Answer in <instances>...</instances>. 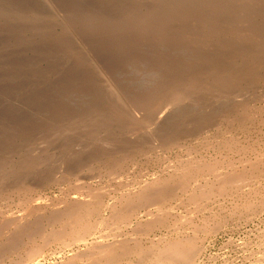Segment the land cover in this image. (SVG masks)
<instances>
[{
    "label": "rangeland",
    "instance_id": "374dc122",
    "mask_svg": "<svg viewBox=\"0 0 264 264\" xmlns=\"http://www.w3.org/2000/svg\"><path fill=\"white\" fill-rule=\"evenodd\" d=\"M79 178L109 189L80 238L63 225ZM154 187L161 204L118 220ZM0 205V229L39 227L0 264H90L124 239L147 253L119 264H264V0H0Z\"/></svg>",
    "mask_w": 264,
    "mask_h": 264
},
{
    "label": "bare ground",
    "instance_id": "6f19581e",
    "mask_svg": "<svg viewBox=\"0 0 264 264\" xmlns=\"http://www.w3.org/2000/svg\"><path fill=\"white\" fill-rule=\"evenodd\" d=\"M263 38V37H262ZM243 42V41H242ZM235 62V61H234ZM223 74V73H222ZM231 74V73H230ZM218 75V74H217ZM219 76V75H218ZM221 76V75H220ZM223 76H224V74H223ZM222 78V77H221ZM198 87V86H197ZM193 88V87H192ZM195 88V87H194ZM190 89V88H189ZM186 90V89H185ZM188 90V89H187ZM108 106H110V105H108ZM127 106V105H126ZM136 107V106H135ZM134 107V108H135ZM161 107V106H160ZM116 109V108H115ZM111 110V109H110ZM113 110V109H112ZM93 115V114H92ZM127 117V116H126ZM124 118V117H123ZM102 122V121H101ZM117 122V121H116ZM243 130V129H242ZM132 131V130H131ZM230 136V135H229ZM129 146V145H128ZM139 147V146H138ZM135 149V148H134ZM248 149V148H247ZM137 151V150H136ZM144 153V152H143ZM141 153H139V155H140ZM131 155H132V153H131ZM190 155H192V154H190ZM135 156V155H134ZM141 157V156H140ZM164 157V156H163ZM191 157V156H190ZM136 158V157H135ZM180 161V160H179ZM182 161V160H181ZM201 161V160H200ZM190 162H191V160H190ZM173 163V162H172ZM197 162H193V163H189V165H187V166H184L185 168L183 169V175H182V177H183V179L184 178H187L188 179V177L190 176V177H192V175H190V174H192L193 173V170H195L194 172H196V174L198 173V170H201V165H199V163H201V162H199V163H197ZM188 164V163H187ZM252 164V163H251ZM113 165V164H112ZM191 165H193V166H191ZM216 165V164H215ZM137 166V165H136ZM183 166V165H182ZM200 166V167H199ZM203 166H205L206 167V165H203ZM211 165L209 164V167H210ZM109 167H111L110 165H109ZM165 167V166H164ZM114 168V167H113ZM113 168H111V169H113ZM206 168H208V166L206 167ZM109 169V168H108ZM111 169H109V170H111ZM215 169V167H211L210 168V171H212V173H215L216 171L214 170ZM219 169V168H218ZM117 170V169H116ZM236 170V169H235ZM113 170H111V172H112ZM115 171V170H114ZM179 171V170H178ZM203 171H204V169H203ZM181 172H182V170H181ZM180 172V173H181ZM113 173V172H112ZM206 173V172H205ZM219 173V172H218ZM234 173V172H233ZM111 174V173H110ZM114 174V173H113ZM196 174H194V175H196ZM118 175H119V171H118ZM217 177H218V179H219V181H221V185H225V184H227V182H229L227 179V177H225V175L226 174H224V175H222V174H215ZM107 176V175H106ZM115 176H117V174L115 175ZM172 176V175H171ZM181 176V175H180ZM188 176V177H187ZM229 176V175H228ZM122 177V176H121ZM110 178V177H109ZM171 178V177H170ZM175 178V177H174ZM194 178V177H193ZM230 178H232V177H230L229 176V179ZM127 179H128V177H127ZM157 179V178H156ZM187 179H185V181L186 182H188L187 181ZM205 179V178H204ZM172 180V179H171ZM113 181V180H112ZM160 181V180H159ZM193 180H191V182H192ZM135 182H137V181H135ZM185 182V183H186ZM195 182H196V180H195ZM76 184H75V189H73V190H76V192H80L81 194H83L84 196H86V199L83 201V202H79V203H75L73 206L72 205H70V206H67V208L65 209V216H66V223H65V219H64V222L63 221H61V222H63V225H64V229L66 228V226H70L71 228V230H73V228H78V226H79V235H78V237L80 238V237H82V236H80L81 235V233H89V231L91 230V228L89 227V225H86V222L88 221L87 220V217L86 216H88V215H91L92 213H94L93 211H95V208H94V206L97 204V205H100V203L102 202V197H103V194L105 193V192H108V190H107V187H105V186H102V187H91V186H85L84 184H83V181H81L80 180V178L77 180V182H75ZM139 183H140V181H139ZM154 183H157V181L156 182H154ZM169 183V182H168ZM180 183H182V182H180ZM189 183V182H188ZM132 184V183H131ZM148 184H150V183H148ZM22 185V184H21ZM25 185V184H24ZM70 185V184H69ZM139 185H141V184H139ZM171 185V184H170ZM183 185V184H182ZM181 185V186H182ZM133 186V185H132ZM183 186H185V185H183ZM192 186V185H191ZM26 187V186H25ZM24 187V188H25ZM28 187V186H27ZM145 187V186H144ZM153 187V186H152ZM217 187V186H216ZM231 187V186H230ZM20 188V187H19ZM22 188V187H21ZM110 188H112V186L110 187ZM147 188V187H146ZM205 188V187H204ZM213 188V187H212ZM23 189V188H22ZM27 188H25V190H26ZM115 189V188H114ZM134 189V188H133ZM140 189V188H139ZM138 189V190H139ZM145 189V188H144ZM166 189V188H165ZM183 189H185V188H183L182 187V190ZM193 189V188H192ZM196 189V188H195ZM202 189V188H201ZM222 189V188H221ZM224 189V188H223ZM20 190V189H19ZM24 190V191H25ZM119 190V189H118ZM142 190V189H141ZM168 190H170V188L168 189ZM181 190V191H182ZM203 190V189H202ZM208 190H210V189H208ZM207 190V191H208ZM37 191V190H36ZM120 191V190H119ZM128 191V190H127ZM201 191V190H200ZM212 191V190H211ZM21 192H22V190H21ZM30 192V191H29ZM35 192V191H34ZM138 192V191H137ZM28 193V192H27ZM27 193L26 194H24V195H27ZM128 193V192H127ZM126 193V194H127ZM174 193H176V192H174ZM182 193V192H181ZM201 193H202V196H204L203 195V193H205L204 192V190L203 191H201ZM207 193V192H206ZM122 194V193H121ZM138 194V193H137ZM136 194V195H137ZM166 194H167V192H166V190H162V189H160V188H156V187H154V189L152 188V191H150V190H145V191H142L140 194H139V196L137 197V196H135L134 197V200H132L131 199V197L129 198V200H127L126 202V206L127 207H125V206H122V208H120V209H122L121 211V214L119 215L118 214V216H120L119 218H118V220L119 221H121V219L122 220H125V221H130V218H131V216H133L134 215V212H136V210L140 207V206H147L148 204V206H152V205H155V204H161L160 203V200H163L162 199V197H166ZM198 194V193H197ZM197 194H193L192 195V197L190 198V200L193 202V204H196L195 206H197L196 208H199L200 207V205H199V198H198V196H197ZM20 195V194H19ZM106 195V194H105ZM111 195V194H110ZM169 195V194H168ZM167 195V196H168ZM180 195V194H179ZM21 196H23V195H21ZM129 196V195H128ZM20 197V196H19ZM31 197V196H30ZM137 197V198H136ZM18 198V197H17ZM67 198V197H66ZM82 198V197H81ZM126 198H128V197H126ZM136 198V199H135ZM9 199V198H8ZM25 199V198H24ZM47 199H49V198H47ZM119 199V198H118ZM39 200V199H38ZM37 199H35L34 197L33 198H30V199H27V201H26V203H27V209H26V211L25 212H27V215H29V214H34V213H39V207H37L38 205H37V201H38ZM83 200V199H82ZM203 200V199H202ZM64 202V201H63ZM165 202V201H164ZM201 203V202H200ZM81 204H86V205H83V206H85V211H83L82 212V209H84L83 207L82 208H79V207H81ZM112 204V203H111ZM143 204V205H142ZM163 204V203H162ZM7 205H9V204H7ZM23 205V204H22ZM69 205V204H68ZM123 205V204H122ZM0 206H2V205H0ZM21 206V205H20ZM24 206V205H23ZM57 206V205H56ZM100 206H102V205H100ZM160 207H161V205H159ZM123 207H125L124 209H123ZM159 207V208H160ZM3 208H5V207H3ZM3 208H0V209H3ZM36 208H38L37 210V212H35L36 211ZM79 208V209H78ZM93 208H94V210H93ZM150 208V207H149ZM7 209V208H6ZM114 209V208H113ZM119 209V210H120ZM162 209V208H161ZM168 209V208H167ZM98 210V209H97ZM116 210V209H115ZM114 210V211H115ZM21 211H23V209L21 210ZM99 211V210H98ZM112 211V210H111ZM42 213H43V211H41ZM167 212V211H166ZM59 213V212H58ZM97 213V212H96ZM10 214V213H9ZM35 214V215H36ZM86 214V215H85ZM5 215V214H4ZM16 215V214H15ZM18 215H20V214H18ZM50 215H52L53 217L51 218V219H55V216H54V214H50ZM99 215V214H98ZM153 215V214H152ZM158 215V214H157ZM59 218H60V216L59 215H57ZM63 216V215H62ZM113 216V215H112ZM111 216V217H112ZM117 216V215H116ZM117 216V217H118ZM151 216V215H150ZM30 217V216H29ZM45 217V216H44ZM57 217V219L59 220V218ZM88 217H90V216H88ZM92 217V216H91ZM114 217V216H113ZM14 218H16V217H14ZM47 218H49V216L47 217ZM63 218V217H62ZM159 218V217H158ZM20 219H22V218H20ZM27 219H29V218H27ZM50 219V220H51ZM96 219V218H95ZM132 219V218H131ZM157 219V218H156ZM156 219H155V221H156ZM160 219H161V217H160ZM6 220H8V219H6ZM15 220V219H14ZM49 220V221H50ZM57 220V221H58ZM117 220V219H116ZM159 220V219H158ZM157 220V221H158ZM165 220V219H164ZM163 220V221H164ZM166 220H167V218H166ZM48 221V220H47ZM56 221V220H55ZM86 221V222H85ZM150 221V220H149ZM100 222V221H99ZM98 222V223H99ZM5 223V222H4ZM7 224H4V225H2L1 226V229L0 230H2V228L4 227V228H7L8 226L9 227H16L17 229L14 231V232H12V234L11 235H7V234H9V232L10 231H8V233H6L5 231H1L0 232V253H5L6 254V252H8V251H15L16 250V243L18 242V241H21V235H24L25 233L29 236V238H32V235H33V233H36L37 232V230L39 229V227H38V229L36 230V232H34L33 230H35L36 229V227H35V229H31L32 227H29L28 225H26L25 223H21V222H19L18 221V219L16 218V221H9V222H6ZM35 223V222H34ZM59 223H60V221H59ZM89 224H90V222H88ZM87 223V224H88ZM162 223V222H161ZM60 224H62V223H60ZM66 224V225H65ZM79 224V225H78ZM114 224V223H113ZM126 224V223H125ZM36 225V224H35ZM145 225H148V223L147 224H145ZM144 225V226H145ZM37 226V225H36ZM62 226V225H61ZM87 226L90 228V230H89V228H87ZM90 226H91V224H90ZM96 226H97V224H96ZM101 226V225H100ZM152 226V225H151ZM168 226V225H167ZM43 227V226H42ZM63 227V226H62ZM92 227V226H91ZM146 227V226H145ZM51 228V227H50ZM102 228V227H101ZM115 228V227H114ZM132 228V227H131ZM148 227H146L145 229H147ZM45 229V228H44ZM55 229V228H54ZM58 229V228H57ZM63 229V228H62ZM62 229H61V231H62ZM76 229H75V231L74 232H76ZM53 230V229H52ZM59 230V229H58ZM67 230V229H66ZM149 230V229H148ZM42 231V230H41ZM61 231L59 230V234L61 233ZM32 232V233H31ZM43 232V231H42ZM42 232H40L41 234H42ZM55 232V231H54ZM73 232V233H74ZM120 232V231H119ZM145 232V231H144ZM148 232V231H147ZM146 232V233H147ZM23 233V234H22ZM52 232H49V234L47 235H45V237L46 238H51V236H53V234H54V237L57 239V232H55V233H57V234H55V233H53V234H51ZM115 233V232H114ZM62 234H64V233H61L60 234V236L62 235ZM82 234V235H83ZM85 235V234H84ZM83 235V236H84ZM90 235V234H89ZM98 235V234H97ZM116 235V234H115ZM27 236V237H28ZM57 236V237H56ZM73 236V235H72ZM20 237V239H17V238H19ZM70 237V236H69ZM23 238V237H22ZM46 238H43V239H46ZM52 239H53V237H52ZM82 239V238H81ZM123 239V238H122ZM191 239V238H190ZM35 239H33V241H34ZM47 240V239H46ZM49 240H51V239H49ZM48 240V241H49ZM182 240V239H181ZM47 241V242H48ZM68 241V240H67ZM78 241V240H77ZM81 241V240H80ZM141 241V240H140ZM183 241V240H182ZM44 242V241H43ZM76 242V241H75ZM79 242V241H78ZM138 242V241H137ZM176 242V241H175ZM180 242V241H179ZM20 243H22V242H20ZM19 243V244H20ZM33 243H35V242H33ZM68 243H70V242H68ZM19 244H17V245H19ZM98 245V244H97ZM97 245H96V247H94V248H98L97 247ZM103 245V244H102ZM16 246V247H15ZM47 246V245H46ZM105 246V245H104ZM101 247V246H100ZM39 248H41V247H39L38 245L36 246L35 244H34V246L33 247H31L30 248V250H29V258H34L35 256H36V254H38L39 252H38V250H40ZM43 248V247H42ZM93 248V249H94ZM102 248V247H101ZM147 248V247H146ZM29 249V248H28ZM161 249V248H160ZM8 250V251H7ZM19 250H20V248H19ZM146 249L142 246V244H140V242H138V243H135V244H130L129 242H127L125 239L124 240H115L113 243H108L105 247H103L102 249H100L98 252L100 253L99 254V256H96V255H93V256H91V259H92V261L90 262V264H119V260L123 257V259H124V257H126V256H133V255H135V254H138V255H140V256H142V255H144V253L146 252L145 251ZM156 250V249H155ZM168 250V252H169V258L171 259L172 258V260H175V262H179V260L180 261H186L187 262V260L188 259H190V258H192V256L194 255V254H196V252H197V248H196V245L194 246L193 245V243L192 242H185L184 241V243H172L170 246H169V248L167 249ZM165 251V250H164ZM18 252V251H17ZM16 252V253H17ZM43 252V251H42ZM97 252V253H98ZM154 252V251H153ZM166 252V251H165ZM10 253V252H9ZM14 254H15V252H13ZM12 253V254H13ZM44 253V252H43ZM91 253H93V252H91ZM147 253V252H146ZM1 255V254H0ZM41 255V254H40ZM3 256V254L1 255V257ZM155 257V256H154ZM160 257V256H159ZM127 258V257H126ZM125 258V259H126ZM144 258H146L145 256H144ZM153 258V257H152ZM129 258H127V260H128ZM147 259V258H146ZM149 259H151V258H149ZM155 259V258H154ZM145 260V259H144ZM143 260V261H144ZM178 260V261H177ZM142 261V260H141ZM164 261V260H163ZM120 262H121V260H120ZM140 262V261H139ZM147 262V261H146ZM157 262V261H156ZM167 262V261H166ZM168 262H169V260H168ZM170 262H171V260H170ZM169 262V263H170ZM168 263V264H169ZM184 263V262H183ZM182 262H180V264H183ZM5 264V263H4ZM73 264V263H72ZM156 264V263H155ZM172 264H173V262H172Z\"/></svg>",
    "mask_w": 264,
    "mask_h": 264
}]
</instances>
